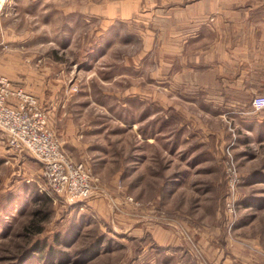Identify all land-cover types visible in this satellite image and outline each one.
I'll use <instances>...</instances> for the list:
<instances>
[{"label":"rangeland","instance_id":"374dc122","mask_svg":"<svg viewBox=\"0 0 264 264\" xmlns=\"http://www.w3.org/2000/svg\"><path fill=\"white\" fill-rule=\"evenodd\" d=\"M172 2L0 0V75L35 94L94 184L53 194L0 137V264H264V110L249 124V92L213 87L215 69L220 84L245 76V47L175 54Z\"/></svg>","mask_w":264,"mask_h":264},{"label":"crops","instance_id":"0c3cea01","mask_svg":"<svg viewBox=\"0 0 264 264\" xmlns=\"http://www.w3.org/2000/svg\"><path fill=\"white\" fill-rule=\"evenodd\" d=\"M171 1H173L169 4L171 10L167 8L169 14L166 23L169 24L171 21L172 30L167 29L166 34L169 42L173 43L172 49L175 54L182 52L177 50L175 44L181 43L184 48L196 42L199 46L207 45V52L216 53L217 49H220L221 60L230 61L237 56V53H234L237 47L232 41L235 38L242 41L241 48L244 50L245 47L247 53L242 54L248 69L245 76L239 74L220 84L215 69L213 87L216 91H222L219 86L225 85L231 86L228 92H249V105H245L246 102L241 100V108L245 109L241 116L243 120H249V124L254 122L251 100L255 93H264V0H190L188 7L182 3L184 0ZM178 19H182V23L188 21L191 24L190 34L181 35L177 31ZM214 61L213 64L216 66L217 63ZM238 81L241 83H237ZM239 103L240 101L236 100L231 105L237 108Z\"/></svg>","mask_w":264,"mask_h":264},{"label":"built area","instance_id":"2783aa9c","mask_svg":"<svg viewBox=\"0 0 264 264\" xmlns=\"http://www.w3.org/2000/svg\"><path fill=\"white\" fill-rule=\"evenodd\" d=\"M251 102L254 110H263L264 94L254 96ZM0 135L12 149L37 158L51 193L72 202L93 195L88 167L83 162L75 163L62 150L38 98L6 75H0ZM226 165L228 172L235 175L233 162L229 160ZM232 197L235 198L234 191ZM227 204L232 208V199Z\"/></svg>","mask_w":264,"mask_h":264}]
</instances>
